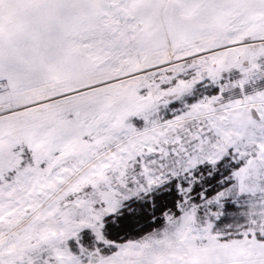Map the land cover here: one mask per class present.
Listing matches in <instances>:
<instances>
[{
    "label": "snow or ice",
    "instance_id": "1",
    "mask_svg": "<svg viewBox=\"0 0 264 264\" xmlns=\"http://www.w3.org/2000/svg\"><path fill=\"white\" fill-rule=\"evenodd\" d=\"M0 264H264V0H0Z\"/></svg>",
    "mask_w": 264,
    "mask_h": 264
}]
</instances>
